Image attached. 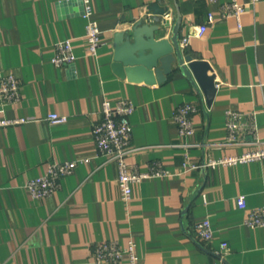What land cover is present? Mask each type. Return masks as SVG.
<instances>
[{
	"label": "crops",
	"instance_id": "crops-1",
	"mask_svg": "<svg viewBox=\"0 0 264 264\" xmlns=\"http://www.w3.org/2000/svg\"><path fill=\"white\" fill-rule=\"evenodd\" d=\"M226 1L93 0L103 37L94 57L86 51L81 0H0V85L13 73L22 92L19 103L3 106L0 98V117L30 119L0 127V263L95 264L96 242L133 237L141 264L218 263L222 242L229 247L223 264H264V226L247 225L236 201L244 194L248 207L264 204V159L183 169L187 158L202 165L256 147L252 135L248 143L225 142L228 109L255 111L264 145V0L254 7L239 0L247 4L240 28L222 15ZM164 7L166 38L177 23L179 39L208 27L182 48L212 65L217 91L211 105L180 70L149 84L122 78L111 67L115 34L140 20L154 22ZM66 39L77 58L56 66L55 46ZM120 97L136 105L129 163L146 171L161 162L171 171L135 183L130 201L122 199L116 162L98 151L93 135L102 101ZM185 102L198 107L195 132L180 136L174 113ZM49 112L69 119L51 123ZM82 157L88 161L61 177L49 197L33 198L26 189L49 163ZM206 218L214 237L203 242L193 227Z\"/></svg>",
	"mask_w": 264,
	"mask_h": 264
},
{
	"label": "built area",
	"instance_id": "built-area-1",
	"mask_svg": "<svg viewBox=\"0 0 264 264\" xmlns=\"http://www.w3.org/2000/svg\"><path fill=\"white\" fill-rule=\"evenodd\" d=\"M83 4L82 15L86 19L85 39L87 43L86 51L90 56H97L100 46L103 44L102 31L98 20L95 18L93 0H81ZM219 0H209L214 3ZM260 0H249L253 7ZM246 3L239 0H227L221 4V13L225 17L232 16L241 27V16L246 9ZM209 19H214L213 12L208 13ZM207 25L198 26L194 34L185 35L180 39V44L186 47L192 35L201 37L207 31ZM77 56L71 39L61 40L55 46L52 62L56 66L69 65L75 62ZM0 98L2 105L19 103L22 99L21 83L19 78L8 73L1 79ZM136 109V105L129 97H120L116 101L105 98L100 107L99 119L93 125V135L100 153L116 162L118 167V184L122 199L130 201L133 197V185L146 178L165 176L171 171L163 166L161 162L153 163L146 171H141L129 163L128 157L133 150V123L131 116ZM198 110L194 102L180 104L174 113V119L178 126L180 136H188L195 132L193 120L194 113ZM256 112H242L228 109L226 111V127L228 130L226 143L244 144L247 135L254 138L252 143L256 147L243 151L241 154L225 156L222 158H211L209 161L199 165L190 159L183 162V169H195L199 166H216L217 164H236L264 159V145H259L257 136V126L255 121ZM46 119L51 123H66L69 119L67 114L49 112ZM29 117H0V127L19 124L29 121ZM87 157H82L70 161H54L47 165L46 170L36 177L28 179L26 189L33 198L44 199L52 195L60 185L61 177L74 171L81 162H87ZM237 204L246 210L245 223L251 227L264 226V204L258 207H248L247 198L244 194L237 196ZM194 233L203 242L211 241L214 237V230L209 219L198 220L194 223ZM229 247L225 242L220 244L218 263L223 264V259ZM93 261L95 264H141L137 249V243L133 237L122 243L116 239L102 240L96 242L93 248ZM3 264V263H0Z\"/></svg>",
	"mask_w": 264,
	"mask_h": 264
},
{
	"label": "water",
	"instance_id": "water-1",
	"mask_svg": "<svg viewBox=\"0 0 264 264\" xmlns=\"http://www.w3.org/2000/svg\"><path fill=\"white\" fill-rule=\"evenodd\" d=\"M154 22L137 21L115 34L113 71L130 81L160 83L169 74L180 70L200 87L207 104L211 105L217 91L216 75L209 61L194 59L180 44L179 23L171 38L164 37L168 23V7L156 11Z\"/></svg>",
	"mask_w": 264,
	"mask_h": 264
}]
</instances>
